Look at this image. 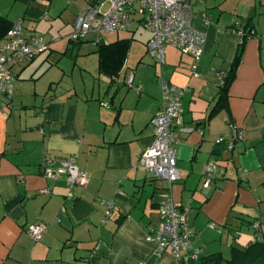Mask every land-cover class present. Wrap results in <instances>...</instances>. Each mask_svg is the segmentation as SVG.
<instances>
[{
	"label": "crops",
	"instance_id": "crops-1",
	"mask_svg": "<svg viewBox=\"0 0 264 264\" xmlns=\"http://www.w3.org/2000/svg\"><path fill=\"white\" fill-rule=\"evenodd\" d=\"M191 1L195 27L206 36L199 60L167 46L165 63L157 64L148 58L149 32L144 48L133 54L134 36H119L135 33L129 29L116 33V40H132L122 72L110 79L98 68L96 94L95 85L78 92L61 83L78 68L82 43L52 41L47 54L11 66L18 77L15 95L10 105L0 101V264H178L170 251L159 253L147 240L170 199L190 208L193 244L202 256L229 257L233 246L264 242V0ZM84 8L73 13L61 8V0H13L0 16L55 37L66 25L70 32ZM235 23L249 24L257 36L244 46L222 107L219 74L231 73L240 44ZM71 47L78 49L72 66L57 58L50 74L51 56ZM131 73L140 91L128 87ZM29 81L31 88L25 87ZM163 82L186 89L183 115L173 124L181 142L175 182L154 177L137 158L154 141L150 120L161 110ZM230 124L244 133L232 152L216 143ZM47 155L63 177L67 160L77 155L88 184L70 189L64 179L44 178L40 167ZM211 163L214 185L204 187ZM107 203L113 207L106 220ZM39 223L46 231L36 242L26 229Z\"/></svg>",
	"mask_w": 264,
	"mask_h": 264
},
{
	"label": "built area",
	"instance_id": "built-area-1",
	"mask_svg": "<svg viewBox=\"0 0 264 264\" xmlns=\"http://www.w3.org/2000/svg\"><path fill=\"white\" fill-rule=\"evenodd\" d=\"M107 5L109 7L105 11ZM136 16H140L136 22L141 23L151 33L147 53L157 64L165 63L167 46L196 60L204 53L206 36L195 27L191 0H96L89 3L77 16L68 40L78 42L86 39L92 32L127 31L132 27ZM205 23L209 24V19L205 20ZM232 32L240 38L241 43L245 36L244 29L235 23ZM48 48L44 38L36 31L25 28L21 21L13 24L7 39L0 43V99L8 100H5L3 106H7L13 97L16 75L11 66L32 62ZM223 77L220 73V85L224 83ZM127 84L130 88L140 91V88L134 85V74L129 75ZM185 91V88L162 83L161 110L150 120V124L155 128L154 141L151 146L137 154L141 168L154 177L166 178L171 182L179 179L176 163L181 142L175 136L173 124L183 115L182 98ZM243 138L241 128L230 124L227 133L220 135L216 143L224 145L228 152H232ZM76 160L77 155L67 160V174L63 177L52 169L54 157L47 155L41 164V173L49 180L64 179L70 189L85 186L90 180V175L78 168ZM215 167L214 163L206 167L204 187L214 185ZM112 207V203H107L106 220ZM159 218V226L150 230L147 240L156 245L159 253L170 251L178 264L184 261H198L202 257V251L193 244L196 233L190 225V208L170 199L160 206ZM254 226L257 227L258 224ZM210 227L215 228L216 225L212 223ZM45 231L46 225L43 223L32 224L27 228L28 236L36 242L43 238Z\"/></svg>",
	"mask_w": 264,
	"mask_h": 264
},
{
	"label": "trees",
	"instance_id": "trees-1",
	"mask_svg": "<svg viewBox=\"0 0 264 264\" xmlns=\"http://www.w3.org/2000/svg\"><path fill=\"white\" fill-rule=\"evenodd\" d=\"M93 1L96 0H91L89 3H92ZM13 24L14 23H12L6 17L0 16V39L4 38L9 33V31L13 27ZM238 24L240 27H242V29H244L245 36L242 38V42L239 44L238 51L235 60L233 62L231 73L223 77L224 83L223 85H220L221 91L218 100L219 101L218 105H221L222 107L226 105L225 103L227 102L228 99L229 87L235 78L236 69L239 65L240 58L244 50V46L250 38L257 36L256 31L250 28L249 24L246 25H242L241 23ZM234 27L235 24L233 28ZM86 41L87 39L80 40L78 42H74V41H69V42L72 44H81ZM131 42H132L131 39H119L114 42L107 43L103 38H99L95 42L96 43L95 46L98 48L97 55H98V68L100 75L108 77L110 79H114L120 75L126 63ZM32 62L26 64H30ZM26 64H21V66ZM17 78L18 77L16 75V79ZM188 263L189 264H264V242L256 241L252 244H249L245 248L233 246L231 248V254L229 257H225L222 253L219 252L208 256H202L198 261H188Z\"/></svg>",
	"mask_w": 264,
	"mask_h": 264
},
{
	"label": "rangeland",
	"instance_id": "rangeland-1",
	"mask_svg": "<svg viewBox=\"0 0 264 264\" xmlns=\"http://www.w3.org/2000/svg\"><path fill=\"white\" fill-rule=\"evenodd\" d=\"M88 1L89 0H61V8L62 9H64V8L67 9L68 8V10L70 12L72 11L73 13H77L79 10L81 11V9L83 7L87 6L86 3ZM12 4H13V0H0V12L4 13V11H7L8 7L11 6ZM108 7H109V5H107L104 10L106 11ZM138 19H140V16H136L135 21H137ZM66 26L63 27L65 29L63 31V33L59 34V35L56 34L55 37H54V34H52V35L51 34L44 35V34H41L40 32H38V33L36 32V33L40 37L44 38L45 44H47L49 46V48H50V46H51L50 43L52 41L56 42V43H53L54 45H58V44L63 43V42L64 43H68L69 42L68 36L73 31V26H72V30L70 32H68V33L65 32V31H68L66 29ZM137 27H139V28L136 29ZM25 28H26V26H25ZM129 31H134L135 33H133V34L132 33H128V32L119 33V36L120 37H122V36L123 37H132V36H134L135 43H134L133 54H135L136 50L144 48V42L146 41V39L148 37V32L149 31L146 28H144V26L141 23H138V22H134V24L132 25V27L130 28ZM55 32H57V31H55ZM53 33H54V30H53ZM150 35H151V33H150ZM117 36L118 35H116V32H113V33H105V32H92V33H89L87 35V37H86L87 41L83 42L81 44V46H82V55H80V57H78V59H79L78 68L76 69V71L73 74L71 72L68 73L67 77H65L64 81L63 82L61 81V83L64 86H67V87L68 86H71V88L76 87L78 92L84 91V88L86 86H90V85L94 86L95 85V94H96L97 93V88H98L100 82H99V79H95V76H97V74H98L97 73V69H98L97 49L98 48L94 45V42H96L99 38H103L107 43H110V42L115 41ZM53 37H54V39L52 40ZM48 49L46 51H44L43 53H41L39 56L47 54L50 51ZM71 50L65 54L64 53L65 48H62V50L58 51V56L57 57L52 55L51 56L52 64L54 63V61H56L57 58H59V59L62 60L60 62V64H63V66H67V67L72 66V64L74 63L72 61V59L74 58V56L77 55L78 49H77V47H71ZM83 53H86V54H83ZM148 58H151L149 54H148ZM151 59L154 60L153 58H151ZM57 63H59V62L54 63L55 66H53V69L51 70L50 74H52L53 72H55L57 70V69H54V68H56V65H58ZM84 66H86L89 70L86 69V72H85L84 71L85 70ZM30 70H32V69H29L28 72ZM131 74H133V73H131ZM25 87L31 88L32 87V83L30 81L25 83ZM14 91H15V88H14V85H13V94L15 95ZM27 98H29V97H27ZM5 100H7V99H5V98H1L0 99L2 106L4 105ZM0 111H2V109H0Z\"/></svg>",
	"mask_w": 264,
	"mask_h": 264
}]
</instances>
